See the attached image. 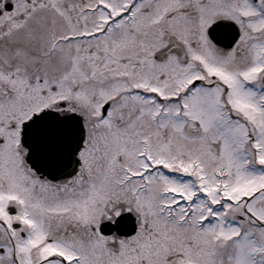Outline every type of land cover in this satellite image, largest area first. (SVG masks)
<instances>
[{
    "label": "snow or ice",
    "instance_id": "6c2138e0",
    "mask_svg": "<svg viewBox=\"0 0 264 264\" xmlns=\"http://www.w3.org/2000/svg\"><path fill=\"white\" fill-rule=\"evenodd\" d=\"M0 264H264V0H0Z\"/></svg>",
    "mask_w": 264,
    "mask_h": 264
}]
</instances>
